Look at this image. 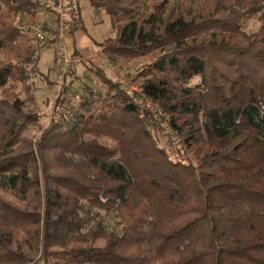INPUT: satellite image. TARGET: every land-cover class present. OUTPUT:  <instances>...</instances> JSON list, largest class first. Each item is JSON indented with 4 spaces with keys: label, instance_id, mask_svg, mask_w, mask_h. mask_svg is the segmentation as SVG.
<instances>
[{
    "label": "trees",
    "instance_id": "trees-1",
    "mask_svg": "<svg viewBox=\"0 0 264 264\" xmlns=\"http://www.w3.org/2000/svg\"><path fill=\"white\" fill-rule=\"evenodd\" d=\"M46 1L0 0V87L29 80L44 47L19 22ZM85 1L116 30L95 43L108 60L158 55L135 77L140 93L89 62L106 95L83 84L62 112L68 71L33 138L40 116L0 101V264H264V0H164L146 16L142 0ZM73 5L69 37L86 31ZM257 14L248 35L241 23ZM176 116L214 148L199 165L160 145Z\"/></svg>",
    "mask_w": 264,
    "mask_h": 264
},
{
    "label": "rangeland",
    "instance_id": "rangeland-1",
    "mask_svg": "<svg viewBox=\"0 0 264 264\" xmlns=\"http://www.w3.org/2000/svg\"><path fill=\"white\" fill-rule=\"evenodd\" d=\"M75 1V2H74ZM164 0H142V15L146 16L151 12L152 5L156 2H163ZM171 8L174 4V0H169ZM45 7L31 15L23 16L19 22V26L26 31L29 36L36 38L37 32L53 28L57 20V17L52 8H48L49 3L43 2ZM74 8L78 9L81 16L83 25L86 29L83 32L87 41L89 42V54L82 55L76 47L70 45V38H68L66 45L68 50L73 53V60L69 66L68 71L73 72V76L67 81L69 87V94L67 101L64 104L63 109H59L65 112L70 109H76L80 102V96L86 95V91L83 89V84L90 86L94 91L106 95L108 89L102 81H100L94 74L87 69L89 62L96 64L105 70V72L114 81L121 84V79L129 78L132 81H137L141 85L144 83V79L135 78L141 70L152 62L157 53L141 57L133 60L114 59V61L108 60L101 54L95 43L103 44L109 39L116 38V30L111 27L110 18L103 10H97L93 8L89 2L85 0H73ZM263 26L260 14L252 16L248 20H244L241 23L242 30L248 35L257 34ZM80 32V31H79ZM38 47H44L39 50L37 56L39 58L37 63L28 67L29 80L25 84L8 85L6 87H0V101H13L15 98H19L24 102L26 110L33 112L40 116V121L36 125L28 127L24 136L27 138H33L38 136L43 129L50 124L52 117L55 100L59 95L61 86L64 83L63 80V68L59 58V45H50L47 42L38 43L34 42ZM262 47L263 45L260 44ZM76 50L79 55H75ZM67 71V72H68ZM79 79V80H78ZM139 91L138 93H140ZM146 101V100H145ZM144 101V102H145ZM154 112L160 110L159 105H156ZM177 119V131L173 134L169 131L161 132L160 145L166 147L168 151L172 153V156H176L177 151H182L186 157L190 159L194 165H199L201 161L210 154L214 148L205 142L195 143L190 139L191 137V125L189 119L179 118ZM189 124V125H188ZM164 135V136H163ZM102 216L105 214L102 212ZM107 226L110 230H117V221L107 217Z\"/></svg>",
    "mask_w": 264,
    "mask_h": 264
},
{
    "label": "built area",
    "instance_id": "built-area-1",
    "mask_svg": "<svg viewBox=\"0 0 264 264\" xmlns=\"http://www.w3.org/2000/svg\"><path fill=\"white\" fill-rule=\"evenodd\" d=\"M53 11H55L57 20L54 24L53 28H49L38 31L36 35V39L40 42H44L47 40H55L56 43L59 45V58L62 63L63 68V78L64 75L67 73L70 64L72 63V56L73 53H70L68 50V45H66V42L69 38V29L66 24L68 16V0H55L49 2V5ZM19 21V19H18ZM56 32V35L53 34V32ZM121 84L123 87H126L130 89L133 92H139L141 84L137 81H132L129 78L121 79ZM156 104L153 103L151 100H146L141 104V108L155 111Z\"/></svg>",
    "mask_w": 264,
    "mask_h": 264
},
{
    "label": "crops",
    "instance_id": "crops-1",
    "mask_svg": "<svg viewBox=\"0 0 264 264\" xmlns=\"http://www.w3.org/2000/svg\"><path fill=\"white\" fill-rule=\"evenodd\" d=\"M70 45L76 47V49L82 53V55L89 54L88 49L90 48L89 42L87 41L86 37L84 36L83 32H76L71 38H70ZM76 52L78 53V51ZM79 55V53H78Z\"/></svg>",
    "mask_w": 264,
    "mask_h": 264
}]
</instances>
